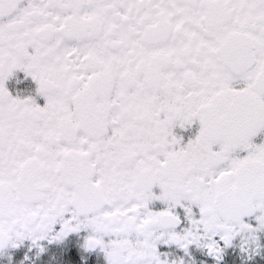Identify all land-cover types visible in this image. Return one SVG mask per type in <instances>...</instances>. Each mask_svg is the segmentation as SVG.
Returning <instances> with one entry per match:
<instances>
[{
	"label": "snow or ice",
	"instance_id": "1",
	"mask_svg": "<svg viewBox=\"0 0 264 264\" xmlns=\"http://www.w3.org/2000/svg\"><path fill=\"white\" fill-rule=\"evenodd\" d=\"M0 264H264V0H0Z\"/></svg>",
	"mask_w": 264,
	"mask_h": 264
}]
</instances>
